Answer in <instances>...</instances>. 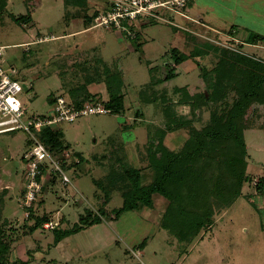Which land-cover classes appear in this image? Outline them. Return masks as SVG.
Segmentation results:
<instances>
[{"label": "rangeland", "instance_id": "1", "mask_svg": "<svg viewBox=\"0 0 264 264\" xmlns=\"http://www.w3.org/2000/svg\"><path fill=\"white\" fill-rule=\"evenodd\" d=\"M187 4L188 11L187 7H175L174 11L157 9L154 13L162 19H148L144 24L132 22L134 38L128 39L99 26L68 35L74 20L81 19V5L75 0H0V46L4 47L6 66H14L20 80L21 76L25 79L19 99L27 116L50 114L49 100L60 95L63 85L69 88L70 81L90 79L97 70L104 81L108 75L115 76L123 83L120 89L127 96L123 115L89 114L71 123H60L54 129L60 131L70 155L65 160L66 168H62L70 181L62 183L60 175L49 166V175L54 179L51 182H57L42 191L33 206L34 217L46 216L56 222L57 233L73 227L87 211L93 213L102 222L94 227L100 235L95 237L98 243L84 242L82 237L88 236V227L57 243H53L52 229L40 226L30 233L33 219L20 205L26 169L22 155L28 137L22 131L0 134V236L12 240L4 264H264V190H255L256 184L264 181V100L249 105L245 112L248 124L242 119L247 155L240 193L227 209L215 214L202 238L191 243L177 239L161 222V199L151 200L149 205L132 199L138 209L133 213L119 211L123 207L119 188L124 183L136 194L161 175L146 152L149 128L164 124L161 93L174 101L178 97L173 94L174 88H185L199 100L205 91L200 77L202 68L209 69L218 58L207 51L208 55L193 60L195 50L206 51L211 45L264 58V42L247 43L250 34L264 36V0H187ZM181 11L184 17L179 15ZM92 47L95 52L82 54L86 69H73L71 64L78 52ZM172 49L187 59L176 65L169 58ZM93 54H98L108 67L100 66L101 60L91 62ZM169 67L176 69L172 78L161 85H151L154 79L167 76ZM71 75L74 77L69 80ZM237 76L224 81L237 87L222 91L227 110L245 91L244 81ZM93 79L98 81L96 75ZM65 95L68 99L66 91ZM175 111L191 118L187 104L175 107ZM208 113L207 106L202 107L196 127L204 124ZM165 138L168 148H179L187 136L170 131ZM80 164L83 170L86 165L90 170L80 172ZM134 213L148 222L145 229H126L129 216ZM72 235L76 243L70 241ZM66 237H70L67 242Z\"/></svg>", "mask_w": 264, "mask_h": 264}, {"label": "trees", "instance_id": "2", "mask_svg": "<svg viewBox=\"0 0 264 264\" xmlns=\"http://www.w3.org/2000/svg\"><path fill=\"white\" fill-rule=\"evenodd\" d=\"M259 42H264V36L254 33L248 35V44L255 45ZM207 51L215 55L218 61L214 62L209 69L202 68L200 77L205 91L199 100H195V96H191L185 88H174L173 94L178 95L174 101L165 92L161 93L160 105L163 107L164 124L149 128L146 148L148 160L151 165L154 164L161 170V175L148 188L140 189L136 194L132 192L127 183L119 188L120 197L123 199L120 212H132L138 209L137 203L131 202L132 199L142 202L144 200L145 203H140L141 205H149L152 204L151 200L154 202L155 199H161L164 203L161 222L177 239L186 243L202 238L205 235V229L211 227L215 214L227 209L239 195L244 180L242 172L246 167L247 155L242 135L244 129L242 123L244 120V123L248 124L245 112L249 105L253 102L260 104L264 100V58L232 53L217 46L208 45L206 51L197 48L192 54L193 60L208 55ZM179 55L176 50L172 49L169 58L176 65H180L187 58ZM197 64L199 65L198 62ZM167 65L168 63L165 62L164 67ZM175 70L169 67L167 76L154 79V84L151 85H161L168 81L174 75ZM225 70L228 72L224 73ZM231 72L233 75L230 74ZM99 73L98 70L94 71L90 79H81V81L75 79L76 84L69 86L70 96L66 101L77 108L83 107L87 102L93 101V96L88 93L87 87L100 81L104 83L108 94V100L103 103L104 107L114 115H123L126 110L124 93L120 89L123 83L112 75H108L104 81L100 79ZM95 75L98 81L94 82ZM232 76H237L244 81L245 91L241 98L234 101L231 108L227 110V103L222 102V91L225 87L237 88L230 81L224 83ZM58 97L50 98V104L53 105ZM142 99L143 97L140 100ZM186 104L190 106L191 118L189 119L175 111V107ZM204 106H207L209 111L208 117L198 128L196 125L200 123V114ZM138 115L141 116L139 112ZM170 131L186 134L187 138L179 148L169 149L167 147L165 137ZM37 137L52 155L56 156L66 149L60 139L59 130L47 129L37 134ZM29 147L28 143L27 149ZM65 160L61 162L62 168H66ZM133 176L138 177L135 173ZM260 189L264 190V181L256 184L255 190ZM34 211L33 208L29 210L28 217L34 222L29 228L30 233L44 223L52 222L46 216L34 217ZM92 214L87 211L79 217L78 225L75 224L64 232L57 233L55 230L58 228L52 229L55 234L54 243L66 235L82 230L83 227L99 224L100 218L93 217ZM168 222H171V225H168ZM11 244L12 240L9 237L0 236V259L3 260L0 264H4V260L7 262L6 255L10 251L8 247ZM21 264H26V262Z\"/></svg>", "mask_w": 264, "mask_h": 264}, {"label": "built area", "instance_id": "3", "mask_svg": "<svg viewBox=\"0 0 264 264\" xmlns=\"http://www.w3.org/2000/svg\"><path fill=\"white\" fill-rule=\"evenodd\" d=\"M106 2L107 8L94 18V26L117 31L128 39L134 38L132 22L137 20L140 21L139 24H144L148 19L159 18L154 13L157 9L174 11L175 7L183 10L187 7V0H106ZM178 13L185 16L182 11ZM25 45L27 47V44ZM19 76L16 68L6 66L4 47L0 46V134L22 131L28 137L30 147L22 155L26 169L24 172L25 189L21 193L20 205L28 211L29 216V210L33 208L42 191L41 177L46 168L50 166L53 173L59 174L62 183L70 181L61 167L62 159H66L69 154L64 152L61 153L60 159L56 158L40 142L37 134L47 129H54L63 122L71 123L81 116L109 114L110 111L94 100L77 108L63 97H58L52 105L50 114L27 116L24 104L19 99V95L24 90L23 81ZM55 226L57 224L54 222L43 224L45 229H54Z\"/></svg>", "mask_w": 264, "mask_h": 264}, {"label": "crops", "instance_id": "4", "mask_svg": "<svg viewBox=\"0 0 264 264\" xmlns=\"http://www.w3.org/2000/svg\"><path fill=\"white\" fill-rule=\"evenodd\" d=\"M65 1V3L66 2H71V1H73V0H64ZM77 3H80V10H81V12L79 11V13L81 14V19H77V20H74V23H73V27H71V28H69V33H67L68 35H70V34H80V33H84V32H86V31H88L92 26H94V18L98 15V14H100V13H102V12H104L105 10H106V8H107V2H106V0H75ZM185 11H188V4H187V8H186V10ZM79 14V15H80ZM84 16V17H83ZM93 24V25H92ZM103 30H105V31H110V32H112V30H108V29H105V28H103ZM122 35V34H121ZM122 37L123 38H125L123 35H122ZM101 45H103V43L101 44ZM95 50V47H92V48H90V49H87V51H86V49H83V50H81V51H79L78 52V54L76 55L77 57H76V59H75V61H72V68L74 69V67H75V69L76 70H79V71H83L84 69H86V66H84L83 65V62L84 61H82V54H91V52H95L94 51ZM82 51H85V52H82ZM94 56L93 57H91V62H95V61H98V60H101V61H98V63H100V66H102V65H105L104 67H108L107 66V63L103 60V59H101V57H99L98 56V54L96 55V54H93ZM102 64V65H101ZM14 67V66H13ZM15 68V67H14ZM71 68V69H72ZM18 71V70H17ZM78 74H79V72H78ZM81 74H82V72H81ZM59 76V75H58ZM73 75H71V77L70 78H68L69 80H72L73 79ZM21 80L22 81H24L25 79H24V77L23 76H21ZM74 82V83H73ZM78 83H82V82H78ZM70 84H76L75 83V80H73V81H70ZM65 91H66V94H68V96H70L69 95V91H70V87L69 88H67V87H64V85H63V87H62V89H61V93L63 94V95H61V93H60V95H58V96H62V97H64V96H66L65 95ZM87 91H88V93H90V94H92V96H93V100L95 99V98H98V102H100L101 104H102V102L100 101V100H105V101H107L108 100V96H107V93L105 92L106 91V89H105V85H104V83L103 82H98V83H93V84H91V85H89L88 87H87ZM103 92H105V95L103 94ZM102 94V95H101ZM138 96V95H137ZM56 98V97H55ZM126 98H127V96H126V94L124 93V105H125V103H126ZM138 98H139V96H138ZM64 99L65 100H68V99H66L65 97H64ZM51 106H52V104H51ZM126 106V105H125ZM57 128V127H56ZM55 129V128H54ZM128 129H130V128H128ZM170 136V135H169ZM178 138V137H177ZM166 139V138H165ZM165 143H166V141H165ZM167 144H168V140H167ZM27 146H28V141H27V144H26V150H27ZM168 147V146H167ZM169 149H174V148H169ZM25 150V151H26ZM24 151V152H25ZM67 153L66 151H62L61 153ZM61 153H59L58 154V156H60L61 157ZM24 154V153H23ZM70 156V155H69ZM68 156V157H69ZM68 157H66V158H68ZM62 160H64V159H62ZM76 162H79L78 160H76ZM81 167V168H80ZM84 167V166H83ZM85 168V170H83L82 169V164H80L79 165V167H78V170L80 171V170H82V171H89L90 169H89V167L86 165V167H84ZM81 172V171H80ZM74 173H76V172H74ZM48 174V175H47ZM51 180H54L53 178H52V176L51 175H49V171H48V169L46 168V170H45V172L43 173V175H42V177H41V182H42V191H44L46 188H48V186L49 185H51V186H53L56 182L54 181H52L51 182ZM22 189V188H21ZM42 191H41V193H42ZM20 193H21V190H20ZM19 193V194H20ZM40 193V194H41ZM41 197V196H40ZM159 199V198H158ZM154 201H156L157 202V199H155ZM160 205H163L164 206V203H163V201L162 200H160ZM40 205V204H39ZM39 205H37L36 207L38 208L39 207ZM162 206V207H163ZM157 207V206H156ZM159 211L157 210V212L156 213H158ZM45 213V212H44ZM131 213V212H130ZM133 213V212H132ZM134 215H135V217L136 218H133L134 217ZM138 215H136L135 213L134 214H132V216H129V220H130V222H129V224H127L126 225V229H134V228H143V229H145L144 227L145 226H147L148 225V222L147 221H144V220H142V219H140L139 218V216L137 217ZM159 218V217H158ZM51 220V219H50ZM62 220H64L65 221V219L64 218H62ZM52 221V220H51ZM64 221L62 222V225H65L64 224ZM115 221H117V219L115 220ZM124 221H125V219H124ZM158 221V220H157ZM53 222V221H52ZM120 223H121V225L123 226V220H121L120 219V221H119ZM54 223H56V222H54ZM58 223V222H57ZM102 223V222H101ZM61 224V223H60ZM145 224V225H144ZM99 225V224H98ZM61 226V225H60ZM97 225H94V226H92V227H88V236H85L84 235V237H82V238H85V240H84V242L86 243V244H89V243H91V244H93L94 243V241L96 242V243H98L97 242V240H95V237H98V238H100V235H98L97 234V231H95V228L94 227H96ZM149 227V226H148ZM41 228L42 229H44L43 228V225L41 226ZM63 228V227H62ZM83 235V234H82ZM70 236V235H69ZM73 237H75V235H72V238H71V240L70 241H72L73 240V242H75L76 243V241H74V238ZM65 238V237H64ZM70 237H66V242L68 241L67 239H69ZM61 241V240H60ZM53 243H54V240H53ZM59 244V243H58ZM57 244V245H58ZM87 247H90V245H88Z\"/></svg>", "mask_w": 264, "mask_h": 264}]
</instances>
